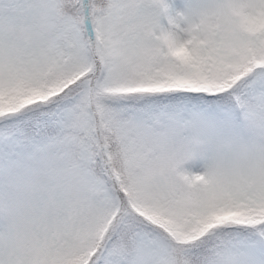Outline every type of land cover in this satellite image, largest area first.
I'll list each match as a JSON object with an SVG mask.
<instances>
[{
  "label": "snow or ice",
  "instance_id": "snow-or-ice-1",
  "mask_svg": "<svg viewBox=\"0 0 264 264\" xmlns=\"http://www.w3.org/2000/svg\"><path fill=\"white\" fill-rule=\"evenodd\" d=\"M0 264H264V0H0Z\"/></svg>",
  "mask_w": 264,
  "mask_h": 264
}]
</instances>
